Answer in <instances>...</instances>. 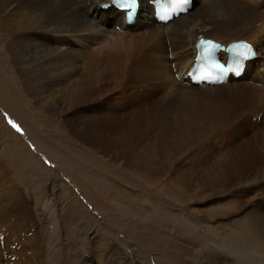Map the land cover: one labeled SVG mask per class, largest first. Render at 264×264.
Here are the masks:
<instances>
[{"label":"bare ground","instance_id":"bare-ground-1","mask_svg":"<svg viewBox=\"0 0 264 264\" xmlns=\"http://www.w3.org/2000/svg\"><path fill=\"white\" fill-rule=\"evenodd\" d=\"M153 1L139 0L137 15L128 25L122 12L111 6L104 7L111 0H0L1 78L6 83L12 77L15 79L12 82L17 87L12 90L17 96L20 94V99H30L37 116L43 115L47 122L49 119L58 121L66 131L65 135L71 134L76 144L95 150L102 145L106 147L114 135L102 124L104 121L97 124V121L86 119L87 115L97 111L93 106L97 102L92 104L95 101L88 94L93 90L103 91V88L114 90L116 81L127 83V79L135 74L142 81L156 78L161 73L165 74L164 78L169 69L170 55V60H176L180 65L175 76L183 85L179 86L173 75L174 87L182 91L180 95L179 92L170 94L171 100L166 99V103L177 101L174 95L183 96V103L190 104L189 110L194 117L198 115L203 122L211 123L206 128L219 127L223 123L240 126L251 133L248 136L250 142L246 148L232 154L226 163L208 166L205 177L202 179L200 176V187V182L198 185L190 183V188L182 186L184 190L175 193L177 201L185 200L186 205H192L195 210L186 212L188 218L183 214L165 212L166 216L175 217L172 220L163 218L167 232L158 230L155 219L161 217L159 214L153 219L142 220L140 213L151 212L146 207L134 212L118 207V213L134 219H127L119 227L125 228L130 236L125 234L138 246L160 248L169 264H264V0H196L199 16L193 17L196 9L192 13L189 10L167 23L155 19L150 4ZM145 6L149 12L147 17V12L143 13ZM194 6L195 0H192V9ZM203 6L207 11H203ZM113 25L116 31L111 28ZM200 37L222 45L247 41L255 48L256 59L247 62L236 80L228 78L227 83L218 86L192 85L186 74L194 62L195 43ZM164 38L167 39L165 45ZM149 56L152 58L150 63L147 61ZM241 79L246 80L241 83ZM232 81L234 83L229 84ZM206 87L222 88L210 90ZM211 96L213 98L210 99ZM114 109L115 105L109 104L108 112ZM120 110L122 107L117 108L114 114ZM201 130L202 135L211 133L208 129ZM65 167L74 180L72 185L89 196L101 211L108 214L109 209H115L107 199L109 197L95 188L100 181L89 178V174L78 175L70 166ZM112 199L115 200L114 197ZM121 201L116 199L113 203L124 204L125 200ZM209 203L211 205L206 209H199ZM23 212L10 206L3 214L20 227L27 216ZM196 214L203 215L210 227L205 224V229L201 230L206 237L205 246L192 260L186 253L187 248L181 244H188L194 230L200 231ZM119 220L125 219L122 216ZM140 223L147 228H142ZM9 244V240L3 244L6 264H40L37 263L39 259L32 260L26 254L11 250ZM104 247L102 244L101 248ZM3 251L0 250V261L4 262ZM104 252L105 249L99 250L97 263L94 255L87 254V258L82 255L78 259V264L135 263L118 250H111L107 255Z\"/></svg>","mask_w":264,"mask_h":264},{"label":"rangeland","instance_id":"rangeland-1","mask_svg":"<svg viewBox=\"0 0 264 264\" xmlns=\"http://www.w3.org/2000/svg\"><path fill=\"white\" fill-rule=\"evenodd\" d=\"M198 5L195 0L194 8L190 9L191 13ZM146 8L147 6L143 10L144 14L147 12ZM202 9L207 11L204 6ZM148 13L145 14L146 17ZM199 15L196 9L193 17ZM111 28L114 29V25ZM166 41L164 38V45ZM154 59L157 62L155 51ZM170 59L171 56L168 55L170 65L164 78L162 76L165 74L161 73L159 77L142 81L134 73L135 75L127 79V83L116 81L114 90L103 88V91L93 90L94 94L93 91L88 94L95 101L92 104L97 102L93 106L98 113H91L86 119L97 121V124L104 121L102 124L114 135L110 137L106 147L102 145L104 148L95 150L76 144L73 141L76 139L71 134L65 135L66 131L60 127L58 121L49 119L47 122L43 115L37 116L30 99H20V94L17 96L12 90L17 87L12 82L15 79L12 77L9 84L0 74V250L3 251L4 241L9 240L11 250L24 256L26 254L32 260L39 259L37 263L40 264H78V259L82 255L87 258V254L94 255L97 263L96 255L99 250L104 249L105 255L110 254L111 250H118L134 260V264H169L164 260L167 256L160 248L150 245L141 246L144 248L142 249L127 236L129 232L125 228L121 229L119 225L132 218L121 215L116 209L123 206L134 212L146 207L151 212L140 213L144 218L142 220L153 219L159 214L161 217L155 219L158 230L167 232L166 220L163 218L172 220L175 217L166 216L165 212L187 217L186 212L195 210L192 205H186L185 200L177 201L175 193L184 190L182 186L190 188L192 184L198 185L199 179L205 177L208 166L226 163L232 154L249 145L251 136L247 129L224 123L219 127L206 128L211 123L203 122L198 115L194 117V113L189 110L190 104L183 103V96L173 94L177 101L166 103V99L171 100L170 94L179 92L180 95L182 91L176 89L173 82L180 65L178 61ZM262 59H259V66ZM147 61H152L151 56L147 57ZM1 68L2 65L0 70ZM175 78L176 83L182 86L183 83H178L176 76ZM245 80L240 81L244 83ZM232 83L234 82L229 84ZM220 88L222 87L207 89ZM109 104L115 105V109L110 112ZM121 107L122 110L114 114ZM201 129H208L211 133L202 135ZM255 133L258 135V131ZM65 166L74 168L78 175L89 174V178L94 177V180L100 181L95 184V188L109 197L107 199L115 209H109L108 214L101 211L89 196L72 185L74 180L66 172ZM210 175L214 174L210 171ZM198 186H201V182ZM127 198L132 199L128 201ZM116 199L125 200L121 201L124 204L115 205L113 202ZM210 205L211 203L205 204L199 209H206ZM10 206L16 210L20 208L27 215L22 227L12 223V218L4 216L3 211ZM122 216L124 221L119 220ZM195 217L199 220L196 223L199 224L200 231L194 230L191 233L192 238H186L188 244H181L187 248L186 253L192 260L205 246L206 237L201 230L208 223L201 214H196ZM113 221L117 223L114 224ZM191 221L194 222L193 219ZM140 226L147 228L142 223ZM206 226L210 227L209 224ZM153 227L156 229L154 225ZM189 241L197 244H190ZM102 244L105 245L104 249L101 248ZM2 255L4 262H0L6 264L5 251Z\"/></svg>","mask_w":264,"mask_h":264},{"label":"snow or ice","instance_id":"snow-or-ice-1","mask_svg":"<svg viewBox=\"0 0 264 264\" xmlns=\"http://www.w3.org/2000/svg\"><path fill=\"white\" fill-rule=\"evenodd\" d=\"M116 3L118 4V6L120 8L128 10L127 16L129 19H131L132 16L134 15L135 11H136L138 0H116ZM185 3H186V0H175L176 6H180V5H183ZM173 11H175V8H173ZM164 18L165 19L171 18V13L166 11ZM204 44H205V42L201 41V46H204ZM216 47L217 46H215L213 44V42H211V41L207 42V46L204 48L205 55L211 56V54L213 53V51ZM237 47L239 49V51L237 52V55H239L241 57H247V56L251 55V49L249 47L243 46V45H240ZM211 69L214 70L217 74H219L213 79L212 82H216L217 80H219L221 78L222 75H226L227 72L230 70V69L224 68L223 66L218 65V64H212ZM212 75H213V71L205 69L203 71L202 75L198 76L197 79L198 80H204V79H207L208 77H211ZM10 123H11V121H10ZM13 127H16V125L13 124ZM17 131H19L18 128H17Z\"/></svg>","mask_w":264,"mask_h":264}]
</instances>
